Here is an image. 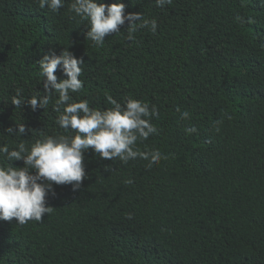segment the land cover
I'll return each instance as SVG.
<instances>
[{
  "label": "trees",
  "instance_id": "16d2710c",
  "mask_svg": "<svg viewBox=\"0 0 264 264\" xmlns=\"http://www.w3.org/2000/svg\"><path fill=\"white\" fill-rule=\"evenodd\" d=\"M71 2L54 12L34 0H0V143L71 134L51 103L32 111L10 101L17 89L43 92L39 60L67 47L84 60L74 98L102 109L111 107L107 95L155 105L158 132L138 146L167 159L149 168L88 149L82 187L54 185L51 214L24 225L0 221V264H264V4L122 0L125 14L155 18L156 32L140 29L130 42L126 21L98 47ZM57 76L64 78L59 68ZM23 122L33 135H7Z\"/></svg>",
  "mask_w": 264,
  "mask_h": 264
},
{
  "label": "clouds",
  "instance_id": "9594fccd",
  "mask_svg": "<svg viewBox=\"0 0 264 264\" xmlns=\"http://www.w3.org/2000/svg\"><path fill=\"white\" fill-rule=\"evenodd\" d=\"M41 8L58 12L65 5V0H34ZM173 0H155L157 7L163 8L172 4ZM264 4V0H261ZM126 5L122 0L106 4L104 0H72L69 10L73 18L86 20L88 31L86 39L96 46H103L105 37L120 32V27L128 22L127 40L135 41V33L147 28L155 33L158 23L155 18L146 19L143 13L129 12L125 14ZM237 19H240L237 17ZM250 22V21H249ZM83 58H77L67 47L59 54L50 49L39 60L40 75L43 77V92L38 91L25 97L21 89H17L10 99L15 108L27 105L32 111L46 109L51 103L58 113L56 124L65 133L71 134L45 135L30 145L25 139L10 148L7 143H0V221L16 220L24 225L31 221H42L45 214H51L48 195L55 194L54 185H71L72 191H78L87 177L84 163L85 152L92 149L101 159H119L127 164L138 158L148 161L147 167L159 164L167 157L158 149L141 150L138 141L147 140L157 134V127L151 122L153 117L159 118L155 105L143 100L128 97L123 103L112 95L106 96L111 107L106 109L90 106L87 99L76 100L84 87L81 79ZM61 70L64 78H58L57 70ZM179 112V107L177 108ZM188 111L182 113V119H188ZM231 119V117H228ZM222 120L214 122L216 131ZM18 129V130H17ZM7 135L23 137L29 132L34 134L23 123L5 129ZM185 132H197L193 125L186 127ZM23 161V167L13 166V161ZM132 183L131 179L125 181ZM131 218V214H129Z\"/></svg>",
  "mask_w": 264,
  "mask_h": 264
}]
</instances>
